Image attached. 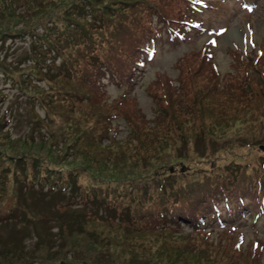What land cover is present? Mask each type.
<instances>
[{"label":"rangeland","instance_id":"1","mask_svg":"<svg viewBox=\"0 0 264 264\" xmlns=\"http://www.w3.org/2000/svg\"><path fill=\"white\" fill-rule=\"evenodd\" d=\"M60 1L19 0L6 8L0 5V23L6 21L9 28L6 35H0V264H264V227L260 224L253 228L230 224L232 231L224 230L222 224L200 233L177 228L160 234L141 231L140 222L130 223L135 214L142 215L139 209L146 205L154 172L174 173L181 183L199 168L223 166L235 158L219 148L215 159H199L192 155V137L186 148L178 136L160 158L144 163L149 157L145 147L141 161L135 156L139 139L147 141L151 134L168 131L157 125L156 115L159 106H178L168 98L170 91L176 90L187 100L201 95L197 105H204L209 96L220 98L226 87L251 86L254 98L244 104L237 122H262L240 132L264 137V0L241 6L231 0H139L142 5L136 9L144 25L134 42L147 37L157 41L152 42L145 60L134 63L131 74L125 71L119 83L94 75L93 52L87 51L80 61L83 71L67 64L70 48L61 55L45 53L41 26L53 22L57 34L68 31L67 25L57 22L64 7ZM105 11L110 14L106 31L120 33L121 11L126 7L112 0ZM99 40L96 45L107 51L105 33ZM7 69L12 71L9 75ZM178 86H184L183 92ZM42 111L52 112V118L41 119ZM27 117L33 121L28 128ZM216 119L213 115L207 120ZM198 126L196 122L194 130ZM241 128L227 135L235 136L233 131ZM191 133L186 129L188 136ZM215 143L197 142L194 150L208 156L217 148ZM119 151L124 161L113 159ZM234 151L237 159L239 155L260 157L264 144L238 145ZM33 161L38 163L37 174L32 172ZM59 174L63 182L56 183L54 177ZM68 176L76 178L75 194L61 198L46 194V188L63 191ZM133 185L136 189L123 196ZM158 190L159 186L153 187L150 195L156 196ZM95 192L97 200L92 201L89 194ZM56 203H69V209L78 212L68 213L66 221L73 217L87 221L81 224L77 219L82 227L79 232L65 229L62 248L41 239L54 232L53 221L62 218L58 216L64 209Z\"/></svg>","mask_w":264,"mask_h":264},{"label":"trees","instance_id":"2","mask_svg":"<svg viewBox=\"0 0 264 264\" xmlns=\"http://www.w3.org/2000/svg\"><path fill=\"white\" fill-rule=\"evenodd\" d=\"M111 1L61 0L60 3H64V7L58 14V19H56L59 25H67L68 31L65 35L57 34L53 31V27H57L55 26L57 24H53V22L50 23V26H41L40 39L46 44L42 47L48 51L45 53L50 54L49 52H53L61 55L62 50L67 51L70 48L73 51V55L76 53L77 57L73 56L71 51H68L69 61H67V64L72 63L73 66H70L72 70L80 69L83 71L80 61L86 52L90 51L93 52L92 57H94L90 63V67L98 78H108L119 83L126 77L125 71L131 74L134 63L137 64L144 61L150 43L157 40L154 37H147L134 42V35L144 25L142 14H140L141 11L136 9V6L142 5V2L139 0L136 3L133 2L136 0H117L121 4V8L126 7V11H121L124 18L121 20L120 33L107 32L106 21L108 19L107 15L110 14L105 11V8H109ZM15 2H19V0H0V5L3 4L6 8ZM122 3H126V5H122ZM60 7L61 4L58 9ZM130 15L136 20L130 19L128 17ZM4 18L6 19V17ZM125 28L127 31H125ZM8 30L6 21L1 22L0 35L5 34ZM104 33L108 37L107 43H109V48L107 46V51L96 45L97 39L99 40V36L104 35ZM149 41L151 42L149 43ZM55 48L56 50L52 51ZM38 49H40V46ZM10 71L7 69L5 73L9 75L12 72ZM15 71L21 72L23 70L15 69ZM28 73L31 74L30 72ZM31 75L35 78L33 74ZM244 77L240 75V78L243 79ZM8 79L13 83L11 78ZM232 86H239V84ZM249 87L251 86L226 87L224 88L225 91L220 93V98L216 97L217 99H214L209 96L204 105H201V103L197 105L201 95H197L193 100H187L181 94H176V90L170 91L168 98L175 100L178 106H159L156 115L159 119V124L157 125L166 126L169 128L168 131L160 134H151L152 137L147 141L139 139L135 145L137 147L135 156L141 161V150L145 147V149H149L147 150L149 157L143 159L144 163H148L152 158H160L165 154L167 149L172 148L171 141H174L176 136L182 139L186 148H189L188 139L192 137V155L206 160L207 158L215 159L219 148L227 149L228 153L234 154V159H237L234 151L236 146L246 144L250 148L262 146L264 144V137L247 136L248 134L240 132L251 125L261 126L262 122L254 123V121H247L245 119L237 122L239 113L246 108L244 104L251 102L254 98L251 94L252 88L249 89ZM183 89L184 86H178L177 90L183 92ZM48 99L54 100V96L49 95ZM255 102H260V99H257ZM32 103H35V100L31 101ZM52 115V112L45 113L42 111L41 119L51 117ZM213 115L217 116L216 120H207ZM205 116L206 120H203ZM25 122L27 128L28 125L30 127L33 124V121L28 117ZM196 122L199 124V129L194 130ZM240 126H243V128L236 129L235 134L233 131L232 135L235 136L227 135V131ZM186 129L193 131V133L188 136ZM43 130L46 132V129ZM33 132H36L35 128L31 132L32 137H34ZM208 140L216 142L215 145L217 146L213 153H210L211 155L203 156V150H194L197 142H207ZM21 158L18 160L21 161ZM179 158H183V156L179 155ZM113 159L124 161L126 158L121 157V151H119V153H115ZM234 159L223 166H213L210 169L199 168L190 175L189 181L181 180V183L177 179L178 176L174 173L168 172V174L160 173L158 175L157 172H154L149 178L152 186L147 187L146 205L139 209L142 215L139 218L137 217L138 214H135L133 219H130L131 226L140 222L141 231L160 234H166L167 231L176 232L177 228L190 229L195 233H200L203 230L219 228L222 224H224L222 225L224 230L229 231H232L229 228L230 224L233 226L245 224L252 226V228L260 224L264 227V153L260 157L239 155L238 161ZM143 166L145 165L143 164ZM38 171V163L37 161H33L32 172L37 174ZM69 178L72 180L70 185ZM54 179H56L54 181L56 183L63 182L61 174L55 175ZM74 180L76 178L68 176L64 181L65 188L63 187V191L60 187H54L53 190L46 188V194L55 198H61V195L69 196L71 193L75 194L76 184ZM184 183L186 186L178 187V185ZM64 184L62 185L64 186ZM34 185L33 183L32 192L36 191L33 188ZM156 186H159L158 193L156 196H151V189ZM133 189H136L134 185L129 187L123 196H129ZM95 194L97 195V192L89 194L92 201L97 200ZM81 203V201L78 202V204ZM56 204H58L57 207L64 209L58 216V218H62L60 221L58 219L57 221H53L54 225L52 229L54 232L49 233L41 239L49 241L50 245L57 244L62 248L66 238L63 235L65 229L79 232L82 227L81 225H77V219L81 224H85L87 221L86 219L81 221V217H73L69 221H66L68 213L77 215L78 212L74 213L71 211L67 206L69 203L64 206H61L59 203ZM100 205H102V199H100ZM53 207L55 208L54 205ZM115 211L117 215L120 214L116 208ZM126 212L127 209H124L123 213ZM78 228L79 230H77ZM80 260L86 262V259L82 257Z\"/></svg>","mask_w":264,"mask_h":264},{"label":"bare ground","instance_id":"3","mask_svg":"<svg viewBox=\"0 0 264 264\" xmlns=\"http://www.w3.org/2000/svg\"><path fill=\"white\" fill-rule=\"evenodd\" d=\"M72 202H75V201L72 200Z\"/></svg>","mask_w":264,"mask_h":264}]
</instances>
